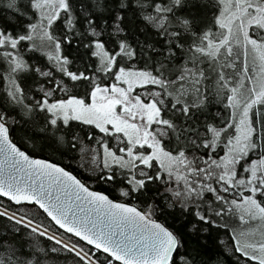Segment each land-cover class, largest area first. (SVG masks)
Listing matches in <instances>:
<instances>
[{"label": "snow or ice", "instance_id": "1", "mask_svg": "<svg viewBox=\"0 0 264 264\" xmlns=\"http://www.w3.org/2000/svg\"><path fill=\"white\" fill-rule=\"evenodd\" d=\"M0 200V264H264V0H0Z\"/></svg>", "mask_w": 264, "mask_h": 264}, {"label": "trees", "instance_id": "2", "mask_svg": "<svg viewBox=\"0 0 264 264\" xmlns=\"http://www.w3.org/2000/svg\"><path fill=\"white\" fill-rule=\"evenodd\" d=\"M29 145H28V147H29ZM29 149L32 150L30 147H29ZM35 153H38L41 156V158L51 157L55 160L61 161L62 163L70 166V168L74 171L75 174H77V175H79L85 179L88 178V175L83 173L80 168H78L74 163H72V160L74 159V156H73L74 151L70 152L69 154L65 155L64 157H61L60 155H56L55 153L44 152V151L43 152L37 151ZM93 186L96 188V190H105L112 198H120L118 191L111 188V186H109V185H104L102 183H99V184H96ZM0 203H3V200H0ZM4 227H5V223L2 219H0V235H2L4 233ZM9 239H12V237H9ZM221 251H222V248H221ZM51 259L53 260L54 264H72L71 258L67 257L65 255H61L59 257H52ZM222 259L224 260V264H229L230 258L227 257L226 253L222 256Z\"/></svg>", "mask_w": 264, "mask_h": 264}, {"label": "rangeland", "instance_id": "3", "mask_svg": "<svg viewBox=\"0 0 264 264\" xmlns=\"http://www.w3.org/2000/svg\"><path fill=\"white\" fill-rule=\"evenodd\" d=\"M29 147L32 149V145L30 144ZM33 151L37 152V151H40V148H39V145H37V147L35 149H32ZM44 152H50V153H55L56 155H60L57 151H55L53 148H48V147H45ZM69 154V153H68ZM73 156H74V159L72 160V163H74L78 168H80L82 170L83 173H85L86 175L89 176V173L83 168V167H80V164H81V161L79 159V152L78 150L77 151H74L73 153ZM119 193V192H118Z\"/></svg>", "mask_w": 264, "mask_h": 264}]
</instances>
